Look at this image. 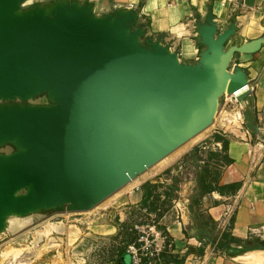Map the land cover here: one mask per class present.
Wrapping results in <instances>:
<instances>
[{"label":"water","instance_id":"1","mask_svg":"<svg viewBox=\"0 0 264 264\" xmlns=\"http://www.w3.org/2000/svg\"><path fill=\"white\" fill-rule=\"evenodd\" d=\"M196 24L187 63L136 8L0 0V237L13 217L93 209L212 125L225 94L244 102L234 59L264 36L228 46L236 24L219 30L210 4Z\"/></svg>","mask_w":264,"mask_h":264},{"label":"crops","instance_id":"2","mask_svg":"<svg viewBox=\"0 0 264 264\" xmlns=\"http://www.w3.org/2000/svg\"><path fill=\"white\" fill-rule=\"evenodd\" d=\"M93 1L100 13L128 7L129 3V0ZM144 2L140 0V7ZM169 2L179 5L186 13L182 23L187 26L188 35L183 38L155 31L150 18L140 14V7L136 9L149 33L170 44L184 62H196L205 49L198 38L196 20L199 16L204 18L209 4L219 30H225L232 21L236 24V33L228 46L241 45L264 36V0H225L224 3L222 0H195V4L193 0ZM189 40L194 41L199 49L193 58H187L185 54ZM233 64L248 74V96L241 107L250 127L237 135L228 130L205 134L203 138L199 134L161 160L164 162L162 166L151 171L147 169L128 184V203L149 202L157 193L165 203L159 225L169 239L161 264H264V248L239 251L241 246L231 244L223 247L219 244L224 232L244 239H264V45L246 61L240 60V55L236 54ZM241 116L237 112L235 118ZM186 154L185 162L184 159L178 162ZM184 164L191 168L187 183H180L167 195L164 184L171 188L173 185L170 183L182 172ZM201 177L205 185L213 189L205 192L195 203L192 191L200 192ZM155 183L154 190L150 185ZM188 190L189 195L186 196ZM201 218H206L216 228L207 226L202 230V223L198 225ZM57 227L62 228L61 225ZM202 235L211 236L212 241L200 239ZM49 248L54 252V248L49 246L47 250ZM165 255H171L180 262L169 263L164 260Z\"/></svg>","mask_w":264,"mask_h":264},{"label":"rangeland","instance_id":"3","mask_svg":"<svg viewBox=\"0 0 264 264\" xmlns=\"http://www.w3.org/2000/svg\"><path fill=\"white\" fill-rule=\"evenodd\" d=\"M237 112L241 113V118H235ZM249 127L240 103L231 102L229 95L225 94L213 124L199 134L203 138L205 134L228 130L237 135ZM187 156L178 162L183 159L185 162ZM163 163L152 166L149 171ZM186 165L171 185L175 181L178 185L187 183L191 168ZM164 174L167 175L166 172ZM128 184L89 211L11 218L9 230L0 237V264H134L130 246L136 243L140 247L137 240L140 230L148 231L150 226L160 228V215L165 203L159 198V193L149 202L128 203ZM156 185L150 187L155 190ZM195 194L193 190L192 195ZM60 225L61 229L57 227ZM49 246L54 248V252L50 248L47 250ZM140 252L137 251L140 262L145 264L147 259L140 256Z\"/></svg>","mask_w":264,"mask_h":264},{"label":"clouds","instance_id":"4","mask_svg":"<svg viewBox=\"0 0 264 264\" xmlns=\"http://www.w3.org/2000/svg\"><path fill=\"white\" fill-rule=\"evenodd\" d=\"M39 2L43 5V0H29V3ZM225 0H222L224 3ZM195 4V0H193ZM140 7V0H129L128 9L134 10ZM140 14L147 16L152 21V26L157 32H169L179 38L188 35L187 26L182 23L185 12L179 5L171 4L169 0H145L140 7ZM199 49L194 41L189 40L186 45V57L193 58L198 55Z\"/></svg>","mask_w":264,"mask_h":264},{"label":"built area","instance_id":"5","mask_svg":"<svg viewBox=\"0 0 264 264\" xmlns=\"http://www.w3.org/2000/svg\"><path fill=\"white\" fill-rule=\"evenodd\" d=\"M229 99L231 102L234 100L236 103H240V106L242 104L236 93L229 95ZM139 233L140 235L137 240L140 242V247H137L136 243H133L129 248L134 264H141L137 253L138 250L141 251L140 256L143 255L147 259L145 264H161L162 256L166 251L168 236L163 230L155 226H150L148 231L140 230Z\"/></svg>","mask_w":264,"mask_h":264},{"label":"trees","instance_id":"6","mask_svg":"<svg viewBox=\"0 0 264 264\" xmlns=\"http://www.w3.org/2000/svg\"><path fill=\"white\" fill-rule=\"evenodd\" d=\"M177 186H178L177 181H175L174 185L171 188L169 186H165L166 187V190H165L166 194L169 195L170 193H172V191H174V189H176ZM212 189H213L212 187L208 188L205 185V183L203 181V177H201V181H200V192L197 193V194H195L194 196H192L193 202L198 203L199 200L202 198L203 194L205 192L209 191V190H212ZM207 226H211L212 229H215L216 228V226L214 224H210V221L209 220L203 222L200 225V228L202 230H204V229H207ZM201 238L205 239L206 242H209V241L211 242L212 241V237L209 236V235H202V236H200V239ZM219 244L221 246H223V247H228L231 244H235L237 246H241V248L239 249V251L251 250V249L258 248V247L264 248L263 246L256 245L255 244V239L239 238V237H236V236L229 235L226 232L223 233V235H222V241H220ZM164 260L167 261V262H169V263H171V262L172 263H179L180 262L178 259L172 257L171 255H165L164 256Z\"/></svg>","mask_w":264,"mask_h":264},{"label":"bare ground","instance_id":"7","mask_svg":"<svg viewBox=\"0 0 264 264\" xmlns=\"http://www.w3.org/2000/svg\"><path fill=\"white\" fill-rule=\"evenodd\" d=\"M238 92H239V91H238ZM236 94H238V93H236ZM198 135H199V134H198ZM196 136H197V135H196ZM196 136H195V137H196ZM193 138H194V137H193ZM193 138H192V139H193ZM189 141H190V140H189ZM186 143H187V142H186ZM129 183H130V182H129Z\"/></svg>","mask_w":264,"mask_h":264}]
</instances>
